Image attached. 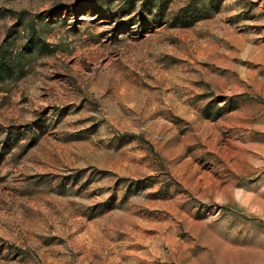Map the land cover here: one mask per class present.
Segmentation results:
<instances>
[{"label": "rangeland", "instance_id": "1", "mask_svg": "<svg viewBox=\"0 0 264 264\" xmlns=\"http://www.w3.org/2000/svg\"><path fill=\"white\" fill-rule=\"evenodd\" d=\"M0 264H264V0H0Z\"/></svg>", "mask_w": 264, "mask_h": 264}, {"label": "trees", "instance_id": "2", "mask_svg": "<svg viewBox=\"0 0 264 264\" xmlns=\"http://www.w3.org/2000/svg\"><path fill=\"white\" fill-rule=\"evenodd\" d=\"M35 45L38 50L46 51L48 53L53 52L50 44L46 42L41 36L35 35V29H32V36L28 42L24 45V52L19 51L16 58L11 60L8 57L7 50L0 49V82L5 80H11L14 78H20L24 74V54Z\"/></svg>", "mask_w": 264, "mask_h": 264}]
</instances>
